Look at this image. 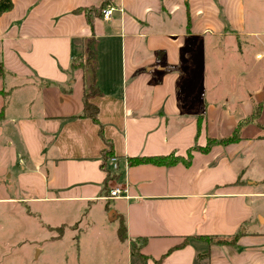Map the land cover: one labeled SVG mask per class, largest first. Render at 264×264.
<instances>
[{"label":"crops","instance_id":"1","mask_svg":"<svg viewBox=\"0 0 264 264\" xmlns=\"http://www.w3.org/2000/svg\"><path fill=\"white\" fill-rule=\"evenodd\" d=\"M103 1L11 0L0 14V205L96 232L115 264H264V128L195 148L254 104L264 125V69L233 72L240 40L264 42V0H109L93 27L76 11ZM88 47L90 63L72 68ZM91 88L99 124L81 116ZM117 185L125 195L106 198Z\"/></svg>","mask_w":264,"mask_h":264},{"label":"rangeland","instance_id":"2","mask_svg":"<svg viewBox=\"0 0 264 264\" xmlns=\"http://www.w3.org/2000/svg\"><path fill=\"white\" fill-rule=\"evenodd\" d=\"M261 16L264 17V13ZM245 42L240 40L235 47L236 65H233V72L240 73V70L249 68V73L259 74L264 67L256 66L252 53L255 50L264 52V42L254 45ZM224 61L221 60L223 65L220 63L218 73L232 71L231 61L228 64ZM254 83L251 80L253 86ZM259 111L261 105L254 104L250 117L237 123L241 125H236L238 135L242 134L243 124L258 122ZM43 209L47 211L46 206ZM46 213L26 219L22 215L16 218L20 213L7 212L6 206L0 205V264H115L104 260L107 257L104 254L105 241L95 237L96 232L76 234L65 227L63 232L56 227L48 229L44 221L53 222V219L48 211Z\"/></svg>","mask_w":264,"mask_h":264},{"label":"trees","instance_id":"3","mask_svg":"<svg viewBox=\"0 0 264 264\" xmlns=\"http://www.w3.org/2000/svg\"><path fill=\"white\" fill-rule=\"evenodd\" d=\"M108 4H109V0H104L97 7L96 6L82 7V8H78L76 11L77 12H83L88 24L91 27H93V23H94L95 18L103 16V11H104V9L106 8V6ZM11 7H12L11 0H0V14L2 12H4V11L9 10ZM92 56H93L92 50L90 49V47H88L87 48V56L80 55V56L75 57L72 60V65H71L72 68H79V67L82 68L86 64H89ZM0 71H1V67H0ZM94 92H95V90L91 88L89 93L88 92L84 93L83 112H82L81 116L88 117V118L92 119L95 123L99 124L98 117H97V107L88 100V96L91 93H94ZM259 114H260V111L258 112V115ZM256 125L258 127L264 128V125L259 124L257 121H256ZM237 126L240 127L241 125L239 124ZM237 126L234 128V130L230 134H228V135H226L224 137H220V138L209 137L205 146H203V147L196 146L195 148L199 149V150H202V151H207L214 144H227V143H231V142H235V141L239 140L240 139V135L237 134V129H238ZM99 127H100L99 128L100 135H101V137H102V139H103V141L105 142V145H106V148L102 150L101 167L107 171L106 164H107V161L111 157H113V147H112V143L108 139L104 138V136L102 134L101 125H99ZM189 157H190V155L188 154V158ZM175 158L173 157V155H169V156H166V157H163V156L136 157V158H130L128 160V162H129V164H132V163L141 162V161H144V162H149L150 161V162H153V163H166V164H169L171 162H174ZM107 177L109 178L108 171H107ZM59 230L62 231V229H59ZM117 234H118V238L120 240H124L125 239V237H126V235H125V227H124L123 224L119 225ZM201 238H203L204 240H206L208 242L209 241H214V242H219V243L226 242V240H227V239H218V238L211 237V236H203ZM230 240L231 241H235L236 239L234 237V239L232 238ZM137 250H138V248L134 247L135 253H137Z\"/></svg>","mask_w":264,"mask_h":264},{"label":"built area","instance_id":"4","mask_svg":"<svg viewBox=\"0 0 264 264\" xmlns=\"http://www.w3.org/2000/svg\"><path fill=\"white\" fill-rule=\"evenodd\" d=\"M111 11H112V7L107 6L103 11L104 17L107 18L109 16V14L111 13ZM112 160L114 161L115 159L113 158ZM114 166L117 167V164L114 163ZM126 191H127V189L121 185L111 187L108 190V194H107L106 198L122 197L125 195Z\"/></svg>","mask_w":264,"mask_h":264}]
</instances>
